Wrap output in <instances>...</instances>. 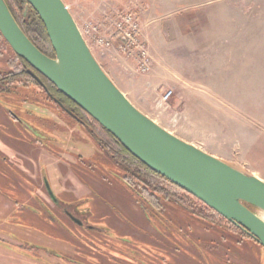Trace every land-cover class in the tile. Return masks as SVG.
I'll use <instances>...</instances> for the list:
<instances>
[{
  "label": "rangeland",
  "instance_id": "1",
  "mask_svg": "<svg viewBox=\"0 0 264 264\" xmlns=\"http://www.w3.org/2000/svg\"><path fill=\"white\" fill-rule=\"evenodd\" d=\"M62 1L114 84L134 107L158 125L173 130L170 125L166 126L164 120L169 115H177L171 111V106L179 108L177 95L173 92L167 108L157 107L161 95L170 89L168 82L178 87L186 83L192 98H211L202 87L210 86V69L207 64L203 67L196 64L209 58V50L201 44L196 49L188 44H169V40L189 29L190 24L196 27L194 23L200 21L189 23L194 17H188L184 11L177 13L176 17L159 15L160 8H156L152 0ZM123 13L130 14L133 23L136 21L140 30L138 42L140 40L141 44H128L114 32L113 24ZM95 26H99L98 33L91 29ZM112 33L114 35L109 38ZM99 38H108L110 44H98ZM148 38L151 39L148 41ZM160 39L162 42H159ZM151 40L158 41L150 44ZM126 45L125 51H120L119 48ZM140 47H143L150 62L147 72L139 69L142 59ZM13 58L9 47L0 39V71L9 70V62ZM14 64H17L16 60ZM39 93L34 86H13L8 94H0V107L10 110L17 120L26 123L27 129H34L37 133L35 136L29 134L16 121L12 122L8 117L2 119L0 115V194L13 204H0V264H69L64 259H87L83 258V253L100 250V246H105L104 238L107 237H113L111 240L117 242V246L123 244V247L120 246L121 255L128 254L126 246L136 253L134 257L129 256L132 260L124 255L122 257L128 260L116 257L119 264H264V248L251 239L245 238L237 245L216 237L210 239L203 233L201 238L208 242L197 241L191 239L193 236L185 233L178 222L167 221L164 214L158 216L152 213L144 217L139 206L132 202L106 166L108 163L104 155L86 129ZM35 139H39L43 148L63 162L37 150L31 157ZM8 145L18 147L20 153L29 155L28 158L33 160L29 161L14 148V153L22 159L27 170L28 182L15 172L17 169L14 166H18V162L14 153L8 150ZM88 165L93 168L89 169ZM47 174L59 200H86L78 210H88L86 224L90 227L85 228L87 231L96 228V231L105 230L102 233H107L99 235V238H93L91 233L89 243L95 248L90 247V250L79 243L83 251L80 256L75 255L72 247L75 241L67 233V228H74L73 224L49 202L44 193L40 178ZM97 178H103V183ZM31 183L38 189L35 195ZM30 199H34L36 204L32 201L31 204L26 203ZM71 211L76 218H83L75 209ZM259 215L264 219V213ZM175 216H178L177 213ZM177 220L180 221L178 217ZM26 244L34 245V249L27 252L29 247L25 249ZM89 260L93 262V259Z\"/></svg>",
  "mask_w": 264,
  "mask_h": 264
},
{
  "label": "water",
  "instance_id": "2",
  "mask_svg": "<svg viewBox=\"0 0 264 264\" xmlns=\"http://www.w3.org/2000/svg\"><path fill=\"white\" fill-rule=\"evenodd\" d=\"M54 58L26 37L0 0V34L45 90L40 75L152 172L193 196L264 248V182L168 132L126 98L102 69L62 0H26ZM46 189L54 200L47 182Z\"/></svg>",
  "mask_w": 264,
  "mask_h": 264
},
{
  "label": "crops",
  "instance_id": "3",
  "mask_svg": "<svg viewBox=\"0 0 264 264\" xmlns=\"http://www.w3.org/2000/svg\"><path fill=\"white\" fill-rule=\"evenodd\" d=\"M152 1L159 15L176 17L184 11L195 18L189 23L200 21L169 44L193 49L201 44L210 53L196 64L210 69V86L202 87L211 98H192L186 83L178 87L168 82L179 108L171 106L177 115L164 120L173 130L159 126L264 182V0ZM0 115L4 119L2 110Z\"/></svg>",
  "mask_w": 264,
  "mask_h": 264
},
{
  "label": "trees",
  "instance_id": "4",
  "mask_svg": "<svg viewBox=\"0 0 264 264\" xmlns=\"http://www.w3.org/2000/svg\"><path fill=\"white\" fill-rule=\"evenodd\" d=\"M4 2L6 3L17 25L30 40V42L41 53L49 58H54V52L44 26L38 15L28 5L26 0H4ZM0 39L5 43V45L8 46V44L3 40L1 34ZM9 50L11 51L14 58L11 60V62H9V70L0 71V90H10V88L15 84H22L28 87L29 85H34L39 88L38 84L28 74V71L30 70L28 64L17 57L10 47ZM15 60L17 61V64H14ZM41 80L45 84L48 91L57 94L53 95V97H63L69 102V104L74 105L64 96H62L46 79L41 77ZM59 100L62 99L59 98ZM74 107H76L81 113V115L76 114L74 117L79 118L80 121L85 123L84 128L95 140L101 153L105 157L104 159L106 164L108 163L106 166L110 168L111 172L114 173L117 181L120 183L121 187L125 189L126 193H128L132 202L139 206L144 217L150 216L152 213L155 215L157 214L158 216H163L164 214L167 221H170L171 219L178 222V225L181 227V229L185 233L192 235L193 237L191 239L197 241H207V239L201 238L204 235L210 236V239L212 237H216L219 238L220 241H233L234 244L237 245L241 244L245 238L251 239L249 236L226 221L212 209L208 208L202 202L178 188L174 184L170 183L162 176L152 172L140 161L131 156L121 146V144L113 138V136H111L99 124L91 119L85 112L75 105ZM88 168L92 169L93 167L88 165ZM97 179L103 183V178ZM176 213L178 216H175ZM177 217L180 221L177 220ZM73 227L74 228L72 229L67 228V233L69 238L75 241V244L71 241L70 243H72V247L76 251V256H80V252H83L80 249L81 247L79 243H81L83 246H86L88 250H90V247H94L89 243L91 242V238L89 237L91 233L93 234V238H99V235H107V233H102L105 230L97 229V232L96 229H92L91 231H87V229L80 228L75 224H73ZM203 233L204 235H202ZM226 236H228L230 239L226 238ZM112 238H104L105 246H100V250L97 251L96 249L94 253L84 252L83 258L87 259L78 260L73 258L74 260L64 259V261L68 262L69 264H119L116 257H122V255L126 257L128 256V259L132 260V258H129V256L134 257L136 253H132V250H128V247L126 246L128 254L123 253L121 255L120 246L123 247V244L117 246V242L111 240ZM110 240L112 243H110ZM174 242L176 243V241ZM26 246L29 248L26 249ZM174 247L179 249L175 245ZM24 248L27 250V252H30L32 249H34V245L26 244ZM36 248L39 249L37 246ZM46 252L48 251L46 250ZM57 257L60 258V256ZM89 258L93 259V262L90 261ZM128 259L122 257V260ZM174 261H176V259ZM174 264H176V262H174Z\"/></svg>",
  "mask_w": 264,
  "mask_h": 264
},
{
  "label": "flooded vegetation",
  "instance_id": "5",
  "mask_svg": "<svg viewBox=\"0 0 264 264\" xmlns=\"http://www.w3.org/2000/svg\"><path fill=\"white\" fill-rule=\"evenodd\" d=\"M37 76L40 78V80H41V76L40 75H38L37 74ZM43 78V77H42ZM34 80V79H33ZM35 81V80H34ZM42 81V80H41ZM36 82V81H35ZM37 83V82H36ZM43 83V82H42ZM38 84V83H37ZM44 84V83H43ZM45 85V84H44ZM14 86H20V87H23V88H29V87H32V86H34V85H29V87L28 86H24V85H22V84H15ZM38 86H39V88L38 87H36V86H34L40 93L39 94H41V95H43L44 96V98L47 100V101H50V102H52V103H54L55 105H56V107L59 109V110H61L63 113H65L69 118H72L73 120H74V122L76 123V124H78V125H80L81 127H84V125H85V123H83L82 121H80L79 120V118H76V117H74V115H81V113L79 112V110L76 108V107H74V105H71V104H69V102L68 101H66L63 97H59L60 99H62V100H59V98H58V96H56V97H53V95H57V94H55V93H53V92H51V91H48L47 90V88H46V90L42 87V86H40L39 84H38ZM13 87V86H12ZM11 87V88H12ZM46 87V86H45ZM11 88H10V90H0V94H8L10 91H11ZM62 95V94H61ZM63 96V95H62ZM67 99V98H66ZM68 100V99H67ZM62 101V102H61ZM71 102V101H70ZM0 110H2L4 113H5V117H4V119L6 120V118L8 117V119H10L12 122H13V120L14 121H16L19 125H20V127H23L25 130H26V132L27 133H29V134H32V135H37V133H36V131L34 130V129H27V125H26V123H24L22 120L21 121H19V120H17L13 115H12V112L10 111V110H8V109H6V108H3V107H0ZM70 111H72V112H70ZM72 114V115H71ZM4 138L6 137V136H3ZM7 139H8V137H6ZM8 140H10V139H8ZM34 144H35V147H32L33 149H34V151H33V153H31V157H32V154H34L35 153V151L37 150V151H42L45 155H47L48 157H50V158H52V159H54V160H57V161H59V162H63V160L61 159V161H60V159L58 158V157H55V156H53L52 154L53 153H51V151L50 150H48V149H46V148H43L41 145V142L39 141V139L37 140V139H35V141H34ZM41 146V147H37V146ZM8 147H9V149L8 150H10V151H12V153H14L15 152V150H17L18 152H19V149H18V147H14L15 148V150H14V148H11L10 147V145H8ZM20 153V152H19ZM20 154H23V153H20ZM14 159L18 162V166H14V168L15 169H17L15 172L17 173V174H19V175H21L22 177H24L25 178V180H27V182L29 181L28 180V174H27V170L26 169H24V167H23V161H22V159L20 158V157H18L15 153H14ZM29 161H31L29 158H28V156L29 155H26V154H23ZM31 162H33V160L31 161ZM45 171H46V173H47V169H45ZM40 181H41V183H42V187H43V190H44V193H45V195H46V197H47V199L49 200V202L54 206V207H56V209L57 210H59L60 211V213L66 218V220L67 221H69L70 223H72V224H75V225H77V226H79L80 228H83V229H85L86 227H90V226H88L87 224H86V222H87V219H88V216H89V213H88V210H86V209H82L81 211H79L78 210V207H79V205H81V204H83V203H85L86 202V200H83V201H81V200H72V201H68V202H64L63 200H59L58 199V196L59 195H56L54 192H53V189H52V184H51V181L49 180V177H48V174H47V176H45L44 178H40ZM45 182H47L48 183V185H49V187H50V189H51V192L53 193V195H54V200L50 197V195H49V193H48V191H47V189H46V185H45ZM30 186H32L33 188H34V191H32L33 192V194L35 195L36 193H35V191L36 190H38L37 189V187L35 186V185H32V183L30 184ZM19 189V188H18ZM23 194V192H19V194ZM39 197V196H38ZM0 204H3V203H6L7 205H11L12 204V202L10 201V200H8L5 196H2L1 194H0ZM40 199H41V201L43 202V203H45L46 204V202L42 199V197L40 196ZM30 201H32L33 203H34V205L36 204V202H35V200L34 199H30V200H28L26 203H28V204H31V202ZM13 205V204H12ZM48 207V206H47ZM72 208L73 209H75V211H76V213L78 214V215H80L81 217H83V218H76V216H74V214H73V212L71 211L72 210ZM56 215V214H55ZM57 218H59V217H57ZM68 227V226H67ZM94 229H96V228H94Z\"/></svg>",
  "mask_w": 264,
  "mask_h": 264
},
{
  "label": "built area",
  "instance_id": "6",
  "mask_svg": "<svg viewBox=\"0 0 264 264\" xmlns=\"http://www.w3.org/2000/svg\"><path fill=\"white\" fill-rule=\"evenodd\" d=\"M129 15L130 14L123 13L117 17L116 21L113 24L114 30H115L114 32L118 33L123 40H127L128 44H141L140 40L138 42V39L140 36L139 27H138L136 21H134V23H133L132 17H130ZM97 27L99 28V26H95V27L91 28L92 31L95 33H98ZM81 34H82V32H81ZM113 35H114V33H112L109 36V38H111ZM82 36H83V34H82ZM83 38H84V36H83ZM84 40L86 41L85 38H84ZM86 43H87V41H86ZM98 44H110V43H108V38H105V40L103 38H99ZM87 45H88V43H87ZM88 47H89V45H88ZM126 48H127V45L125 47L119 48V49H120V51H125ZM140 49H141L142 59L140 62L139 69L142 72H147L150 69V62H149V59H148L143 47H140ZM171 95H172V91H170V90L164 92V94H162L160 99L157 101V107L167 108L168 107V101H169Z\"/></svg>",
  "mask_w": 264,
  "mask_h": 264
}]
</instances>
